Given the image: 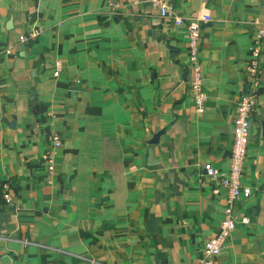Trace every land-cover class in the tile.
<instances>
[{"label": "crops", "instance_id": "crops-1", "mask_svg": "<svg viewBox=\"0 0 264 264\" xmlns=\"http://www.w3.org/2000/svg\"><path fill=\"white\" fill-rule=\"evenodd\" d=\"M116 1L0 0V183L10 195L0 194V264L194 263L225 194L203 164L225 169L258 41L241 172L250 193L234 204L215 264H264V0H167V16L147 0ZM199 13L210 15L198 39L202 113L171 18ZM33 26L40 33L18 42ZM50 129L60 144L48 171Z\"/></svg>", "mask_w": 264, "mask_h": 264}, {"label": "built area", "instance_id": "built-area-1", "mask_svg": "<svg viewBox=\"0 0 264 264\" xmlns=\"http://www.w3.org/2000/svg\"><path fill=\"white\" fill-rule=\"evenodd\" d=\"M147 2L156 9L159 16H167L170 10V5L167 0H147ZM107 6L114 9L118 6L116 0H107ZM172 24L174 26H183V36L186 44V55L188 61L189 79L188 86L192 95L193 110L196 113H202L204 110V102L206 93L202 88V73L201 64L198 58V39L200 27L203 22L210 20L208 13H199L194 17L182 18L179 15L172 14ZM41 29L33 26L26 33L18 34L17 41L21 43L27 42L39 34ZM262 46V41L257 44L249 45V59L244 67L245 85L247 89L241 91L234 104V115L231 122V143L227 164L224 170H219L216 167L204 163L205 172L215 177L217 182L224 189V199L221 211V217L218 223L217 230L206 237L200 248V256L192 264H215V257L221 251L224 241L233 229L236 216L233 212L235 202L241 197H247L250 193V188L241 181L242 165L246 155V146L249 134V116L255 104L256 91L258 86L257 80V56ZM60 68V62H54L52 73L57 74ZM48 137L51 146L45 149L40 154V159L45 164L46 169L50 171L54 162V149L59 146L60 140L57 132L50 129ZM1 198L5 203L10 200V195L7 191V183H0ZM241 222H248L249 218L246 215L238 217ZM3 238L0 235V239ZM84 260L100 264L99 261L92 257L82 256Z\"/></svg>", "mask_w": 264, "mask_h": 264}, {"label": "water", "instance_id": "water-1", "mask_svg": "<svg viewBox=\"0 0 264 264\" xmlns=\"http://www.w3.org/2000/svg\"><path fill=\"white\" fill-rule=\"evenodd\" d=\"M164 130V127L156 130L154 133H152L150 139L148 140V143L153 144L158 140V136L160 135V133ZM148 155H150V152L148 150Z\"/></svg>", "mask_w": 264, "mask_h": 264}]
</instances>
